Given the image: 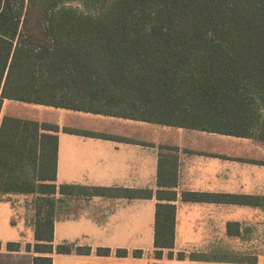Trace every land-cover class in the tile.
Here are the masks:
<instances>
[{
	"label": "trees",
	"instance_id": "obj_1",
	"mask_svg": "<svg viewBox=\"0 0 264 264\" xmlns=\"http://www.w3.org/2000/svg\"><path fill=\"white\" fill-rule=\"evenodd\" d=\"M3 101L264 139V0H0V107ZM57 132L53 124L0 120V203L34 196V243L24 246L36 254L32 264H51L52 253H90L53 245L51 196H152L141 189L57 186ZM177 169L175 155L159 153L155 196L165 202L155 205L152 264L211 259L173 255ZM181 199L264 207L257 196L182 192ZM95 252L108 256L110 249Z\"/></svg>",
	"mask_w": 264,
	"mask_h": 264
},
{
	"label": "crops",
	"instance_id": "obj_2",
	"mask_svg": "<svg viewBox=\"0 0 264 264\" xmlns=\"http://www.w3.org/2000/svg\"><path fill=\"white\" fill-rule=\"evenodd\" d=\"M43 107L61 115L55 122L31 119L58 127L57 186L152 192L146 199L85 198L82 200L85 204L75 215L55 218L53 245L71 243L90 248V253H52L51 264H152L155 205L165 202L155 196L159 153L175 155L178 164L177 184L173 189L176 196L171 202L175 206L173 255L177 252L211 255V259L185 257L162 261L264 264V207L181 199L182 192L264 197L263 138ZM97 120L103 123L98 125ZM64 128L86 134L67 133ZM0 208L1 214L8 217L11 230H8L10 238H0V264H32L36 254L24 250L26 244L34 243L32 223L23 217L15 219L17 210L10 199L1 202ZM6 243H19L21 249L7 251ZM98 248H108L110 254L98 256L95 252ZM117 249L126 250L127 255L117 257ZM134 250L141 251V256L133 257ZM236 255L244 259L236 260Z\"/></svg>",
	"mask_w": 264,
	"mask_h": 264
},
{
	"label": "rangeland",
	"instance_id": "obj_3",
	"mask_svg": "<svg viewBox=\"0 0 264 264\" xmlns=\"http://www.w3.org/2000/svg\"><path fill=\"white\" fill-rule=\"evenodd\" d=\"M73 6H79V4L72 3ZM56 110L49 109L43 106L24 104L13 101H3L0 107V120L3 116H13L20 119H35L43 122H55L58 116H61ZM15 115V116H14ZM98 125L103 123L101 120H97ZM75 192L77 190H74ZM54 200V216L56 218H63L67 216L75 215L82 206L85 204L82 200H85L83 195L78 194L75 197H60L59 194L51 196ZM9 198L8 196L4 197ZM12 201V205L16 208V218L23 217L26 221H31L35 213V198L34 196L17 195L9 198ZM4 207V206H2ZM0 208V238L5 240L10 238L9 220L6 215L1 214ZM18 227V225H17ZM9 230V231H8ZM16 232L18 230H15Z\"/></svg>",
	"mask_w": 264,
	"mask_h": 264
}]
</instances>
